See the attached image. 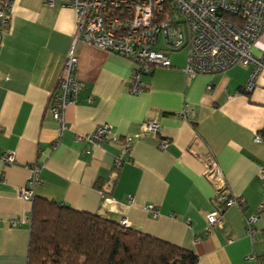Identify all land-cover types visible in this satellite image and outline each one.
I'll return each mask as SVG.
<instances>
[{"label":"crops","instance_id":"1","mask_svg":"<svg viewBox=\"0 0 264 264\" xmlns=\"http://www.w3.org/2000/svg\"><path fill=\"white\" fill-rule=\"evenodd\" d=\"M47 1L14 0L0 42V152L15 159H0V264H27L32 201L19 191L34 166L35 197L117 222L126 218L133 229L193 251L197 264H264V140L254 141L264 134V72L250 91L244 89L250 65L186 77V52L178 50L169 54L171 66L142 74L143 90L131 94L136 64L79 40L75 73L82 88L65 108L66 128L53 147L60 124L48 104L76 14L69 0ZM252 52H264V32ZM146 121L159 130L143 132ZM104 123L110 140L76 139ZM211 165L243 205L216 203L219 184L205 176ZM216 209L222 223L209 227L207 214ZM254 213L251 238L245 219Z\"/></svg>","mask_w":264,"mask_h":264},{"label":"built area","instance_id":"2","mask_svg":"<svg viewBox=\"0 0 264 264\" xmlns=\"http://www.w3.org/2000/svg\"><path fill=\"white\" fill-rule=\"evenodd\" d=\"M69 1L76 14L75 32L48 104L50 114L60 124L59 136L53 142V147L66 128L65 108L77 101L82 88L75 73V44L79 40L127 57L136 64L128 82L131 94L143 90L140 80L142 74H150L156 67L171 66L169 54L178 50L186 52L183 68L186 77L224 72L235 65H250L252 70L244 87L250 91L264 72V52L258 56L252 52L254 43L264 32V0ZM13 2L0 0V42L9 28ZM47 2L49 6L54 5V0ZM210 88L208 85L207 89ZM188 114L189 111L185 110L182 116L187 117ZM159 128L156 121H146L142 131L155 133ZM111 134L110 125L104 123L90 133L77 135L76 139L99 145L110 140ZM263 140L264 134L254 137V141ZM166 146L167 142L161 140L159 148L164 149ZM0 159L4 164H11L15 160L14 153L0 152ZM259 175L264 184V167L260 169ZM205 176L212 177L219 184L214 198L220 207L243 205L241 198L227 194L222 175L215 166L211 165ZM39 182V167L34 166L30 169L27 186L19 191L20 198L32 201L34 188ZM206 219L209 227L222 223L217 209L208 213ZM258 219L257 213L245 219L246 232L251 238L254 237V225ZM15 223L13 220L12 224ZM120 225L128 227L129 222L122 218ZM246 258L255 259L253 255Z\"/></svg>","mask_w":264,"mask_h":264},{"label":"trees","instance_id":"3","mask_svg":"<svg viewBox=\"0 0 264 264\" xmlns=\"http://www.w3.org/2000/svg\"><path fill=\"white\" fill-rule=\"evenodd\" d=\"M181 246L97 213L33 197L27 264H197Z\"/></svg>","mask_w":264,"mask_h":264}]
</instances>
